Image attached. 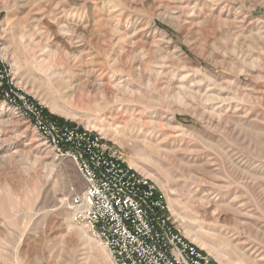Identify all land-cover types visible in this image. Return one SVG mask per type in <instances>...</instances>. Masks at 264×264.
Segmentation results:
<instances>
[{"label": "rangeland", "instance_id": "374dc122", "mask_svg": "<svg viewBox=\"0 0 264 264\" xmlns=\"http://www.w3.org/2000/svg\"><path fill=\"white\" fill-rule=\"evenodd\" d=\"M0 69L117 146L220 264H264V0H0ZM83 188L1 98L0 264H113L72 219Z\"/></svg>", "mask_w": 264, "mask_h": 264}, {"label": "built area", "instance_id": "2783aa9c", "mask_svg": "<svg viewBox=\"0 0 264 264\" xmlns=\"http://www.w3.org/2000/svg\"><path fill=\"white\" fill-rule=\"evenodd\" d=\"M0 93L32 124L55 160L75 162L84 188L70 197L72 219L106 247L113 264H220L185 236L163 192L117 146L78 124L52 119L15 92L1 69Z\"/></svg>", "mask_w": 264, "mask_h": 264}, {"label": "trees", "instance_id": "16d2710c", "mask_svg": "<svg viewBox=\"0 0 264 264\" xmlns=\"http://www.w3.org/2000/svg\"><path fill=\"white\" fill-rule=\"evenodd\" d=\"M0 99H1V93H0ZM46 111V110H45ZM52 119L58 120V121H64L61 118H57L56 116L50 115Z\"/></svg>", "mask_w": 264, "mask_h": 264}, {"label": "bare ground", "instance_id": "6f19581e", "mask_svg": "<svg viewBox=\"0 0 264 264\" xmlns=\"http://www.w3.org/2000/svg\"><path fill=\"white\" fill-rule=\"evenodd\" d=\"M37 6V5H36ZM33 11V10H32ZM48 21V20H47ZM48 23V22H47ZM76 24V23H75ZM79 24V23H78ZM53 25V24H52ZM77 25V24H76ZM71 27V26H70ZM78 27V26H77ZM46 28H48V26L46 27ZM72 28H74V27H72ZM71 28V29H72ZM75 29V28H74ZM72 44V43H71ZM70 45V44H69ZM60 46V45H59ZM67 48L69 49L70 47L69 46H67ZM62 49V48H61ZM73 52V51H72ZM104 250V249H103ZM218 259V258H217Z\"/></svg>", "mask_w": 264, "mask_h": 264}]
</instances>
